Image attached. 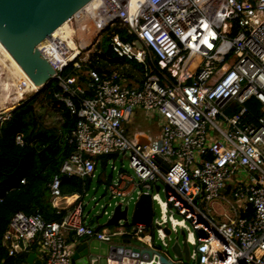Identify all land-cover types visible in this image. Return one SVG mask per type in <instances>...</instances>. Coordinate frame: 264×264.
I'll return each instance as SVG.
<instances>
[{
  "label": "built area",
  "instance_id": "obj_1",
  "mask_svg": "<svg viewBox=\"0 0 264 264\" xmlns=\"http://www.w3.org/2000/svg\"><path fill=\"white\" fill-rule=\"evenodd\" d=\"M85 6L38 47L61 89L57 100L76 117L68 140L75 152L59 177L93 178L97 157H127L132 173L112 165L116 174L106 191L123 206L150 194L158 208L154 234L141 225L108 232L86 225L80 195H72L59 222L15 213L2 239L8 256L73 264L82 239L128 238L151 249L159 242L163 250L180 230L193 247L190 264H264V0H91ZM111 28L134 37L124 42L113 34L109 46L118 59L142 67L138 82L86 68ZM70 65L74 75L64 76ZM43 87L17 83L28 99ZM231 105L238 108L228 116ZM139 110L158 129L143 145L127 136ZM11 111L0 112V123ZM58 185L59 178L50 184L55 207L69 198L60 197ZM215 201L223 203L225 221L209 215ZM138 264L164 263L155 255Z\"/></svg>",
  "mask_w": 264,
  "mask_h": 264
},
{
  "label": "trees",
  "instance_id": "obj_2",
  "mask_svg": "<svg viewBox=\"0 0 264 264\" xmlns=\"http://www.w3.org/2000/svg\"><path fill=\"white\" fill-rule=\"evenodd\" d=\"M107 32L106 39L98 45L99 52L90 56L86 68L99 74L119 71L138 82L142 67L133 61L118 59L109 46L113 34L124 42H133L134 37L127 36L124 29L111 28ZM129 70H136L139 77ZM63 75H74L71 65ZM37 94L14 107L9 119L0 123V264H22L27 258L25 253L8 256L2 244L15 213L40 215L46 222H59L66 209L52 205L50 184L53 180L59 178L60 197L82 196L91 180L59 177L62 162L75 152V146L68 140L75 129L76 117L57 100L61 89L56 81L47 83ZM34 101L38 107L31 105ZM49 118L53 120L51 124L45 122ZM111 156L114 155L97 157L96 167L103 164V158Z\"/></svg>",
  "mask_w": 264,
  "mask_h": 264
},
{
  "label": "water",
  "instance_id": "obj_3",
  "mask_svg": "<svg viewBox=\"0 0 264 264\" xmlns=\"http://www.w3.org/2000/svg\"><path fill=\"white\" fill-rule=\"evenodd\" d=\"M91 0H0V43L11 54L13 59L36 87H43L51 81L53 70L46 62L37 46L47 39L57 28L63 25L75 13L87 5ZM136 47L140 45L136 43ZM134 142L143 145L148 138L137 133ZM155 191L159 187L155 186ZM165 198V195H164ZM105 204L96 218V229L102 231L97 223L98 218L107 215L103 227H135L141 225L152 235L153 203L150 194H140L134 202L131 215L128 206L114 203L110 214ZM106 213V214H105ZM169 235V230L164 229ZM183 241L177 240L166 249L154 246L152 249L134 239L115 238L110 242L97 239H83L74 247L73 264H138L139 259L151 260L159 256L160 263L190 264L189 249L185 242L184 231L180 232ZM164 253H162V251ZM157 258H154L156 262ZM29 264H42L29 255ZM198 259H196V263Z\"/></svg>",
  "mask_w": 264,
  "mask_h": 264
},
{
  "label": "rangeland",
  "instance_id": "obj_4",
  "mask_svg": "<svg viewBox=\"0 0 264 264\" xmlns=\"http://www.w3.org/2000/svg\"><path fill=\"white\" fill-rule=\"evenodd\" d=\"M109 30V29H108ZM108 36V32H104L101 34L99 38V43L95 47L96 50L100 49L99 44L100 42L104 41L106 37ZM107 47V44L104 45V48ZM18 70L14 68V66L10 63L9 59L0 51V112L7 111L8 109H13L20 103L26 102L28 100V95L24 94L21 95V92L17 89V83L21 84L22 82L27 83L26 77L23 74L17 73ZM133 75H136L139 77L140 74L136 70H129ZM134 80V79H131ZM30 85L29 83H27ZM39 93V92H38ZM39 95V94H37ZM32 106L38 107L39 105L36 104V101H34ZM236 105H231L226 111V114L228 116L231 115V110H237ZM139 115L134 116L131 119L130 124L128 125V131L127 136L132 137L131 135L135 131H144L149 132L150 135L155 136L157 134L158 129L157 127L149 120V117L145 116L142 111L139 110ZM52 118L45 119L46 123L51 124ZM114 165L117 169H120V167H123V170L126 172L132 173V171L129 169V161L127 157L119 156H111L103 158V164L98 165L96 167V171L94 173V177L91 178L88 189L83 192L82 196H80V200L83 203V216H84V222L86 225H90L95 228L96 224V218L99 215V212L101 208L105 204H109L106 212L107 214H110L111 210L113 209L114 203L119 202L118 198H110L109 194L106 191V185L105 183L98 181L99 174L106 173L108 176L111 175L112 178H115L116 171L111 170V166ZM159 198L161 200H164V193L163 191H160ZM135 200H129L127 202L128 206V215H131L132 208L134 205ZM220 204V205H219ZM223 203L221 201H215L208 205V209H210L209 215L213 217L215 220L219 221H225V219L222 217V214L224 212ZM201 210L203 212H206L205 206H200ZM153 209L156 214L158 213V208L155 203H153ZM174 218L180 220V217L174 215ZM107 215L103 216L102 218H98V225L102 228H100L102 231L108 232L112 228L103 227L105 222L107 221ZM128 229V228H127ZM180 230L177 231V233H172L169 236V240L167 241L168 246H171L176 240L181 243L183 241V237L180 235ZM156 245H160L159 242H156ZM189 253L191 254L193 252V247L188 246Z\"/></svg>",
  "mask_w": 264,
  "mask_h": 264
},
{
  "label": "crops",
  "instance_id": "obj_5",
  "mask_svg": "<svg viewBox=\"0 0 264 264\" xmlns=\"http://www.w3.org/2000/svg\"><path fill=\"white\" fill-rule=\"evenodd\" d=\"M140 113H139V111H137V113H135V115L134 116H137V115H139ZM137 133H141V134H143V138L145 139V138H148V137H150L151 135L149 134V132H144V131H134L133 132V134L131 135V136H134L135 134H137ZM115 156V155H114ZM95 171H96V169H95ZM113 178L111 177V175H107L106 173H101V174H99V178H98V181H101V182H103V183H105V185L107 186V184L112 180ZM75 198H74V196L73 197H69L67 200H58L57 202H56V207H58V208H65L66 210L69 208V205L68 204H70V203H72V201L74 200ZM95 227H96V224H95ZM64 235H66V238L68 239V241H73L72 239H71V237L68 235V234H64ZM83 240V239H82ZM81 241V240H80ZM79 241V242H80Z\"/></svg>",
  "mask_w": 264,
  "mask_h": 264
},
{
  "label": "bare ground",
  "instance_id": "obj_6",
  "mask_svg": "<svg viewBox=\"0 0 264 264\" xmlns=\"http://www.w3.org/2000/svg\"><path fill=\"white\" fill-rule=\"evenodd\" d=\"M89 6V5H88ZM88 6H85L84 8H86V7H88ZM83 8V9H84ZM82 9V10H83ZM65 26V23L63 24V25H61V27H59V28H57L49 37H54V36H56V35H58L59 34V32L61 31V29H62V27H64ZM48 37V38H49ZM47 38V39H48ZM47 39H45V40H43L40 44H39V46H37V48L39 47V48H41L42 46H43V44H45L46 43V40ZM0 51H1V53H3L8 59H9V61H10V63L14 66V68L16 69V70H18L17 71V73H18V75L21 73V74H23L25 77H26V81H27V83H29L30 84V86H33L34 87V85L30 82V80L27 78V76L25 75V73L22 71V69L19 67V65L16 63V61L13 59V57L11 56V54L5 49V47L0 43Z\"/></svg>",
  "mask_w": 264,
  "mask_h": 264
}]
</instances>
